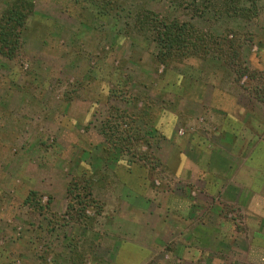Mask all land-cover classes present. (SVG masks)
<instances>
[{"label": "rangeland", "instance_id": "1", "mask_svg": "<svg viewBox=\"0 0 264 264\" xmlns=\"http://www.w3.org/2000/svg\"><path fill=\"white\" fill-rule=\"evenodd\" d=\"M29 1L0 55V264L135 261L150 233L142 264H264V0ZM146 12L217 46L162 64Z\"/></svg>", "mask_w": 264, "mask_h": 264}, {"label": "trees", "instance_id": "2", "mask_svg": "<svg viewBox=\"0 0 264 264\" xmlns=\"http://www.w3.org/2000/svg\"><path fill=\"white\" fill-rule=\"evenodd\" d=\"M34 12L33 3L29 0H15L7 6L0 16V55L13 59L22 47V30L28 17ZM139 26L146 27L155 41L160 45L157 58L162 64L170 59L194 56L204 57L211 46L217 43L212 36L197 31L187 22L178 20L166 21L148 13L138 18ZM107 126L102 127V133L109 140ZM119 146V145H118ZM92 183L89 178H74L67 187L66 214L74 221L85 224L90 218L86 214L88 208H94L97 214L101 213L100 206L92 198ZM40 209L41 206H35Z\"/></svg>", "mask_w": 264, "mask_h": 264}, {"label": "crops", "instance_id": "3", "mask_svg": "<svg viewBox=\"0 0 264 264\" xmlns=\"http://www.w3.org/2000/svg\"><path fill=\"white\" fill-rule=\"evenodd\" d=\"M174 164H176L178 170H181L184 167L183 164H185V161L182 158H175L174 159ZM250 165H253L251 168H254L255 170L264 169L263 166H260L259 164H250ZM246 166H247V164H241L240 168H242V167L245 168ZM202 187H204V185ZM246 202H248V201H246ZM140 237L142 238V239L140 238V242L141 243H147V244H152L153 243V244H156L157 241H158L156 236H151V233H150V235L147 236V238H144L143 235L140 236ZM126 243H128V242H126ZM141 243H137V242L129 243V245L132 244V247H134L135 249H137L140 252H143L144 250L147 251V253L143 252L142 254H139V255L137 254L136 258L138 257V260L136 259L135 261H133V260L129 259V258H132V256H131L132 253L130 251H128V252L126 251L124 253L120 251L119 252V257H118V259L116 261L117 262L119 261L120 264H142V262H144V260L148 257V255H149L148 253L149 252H148V250H146L147 247H148L147 244H141ZM120 248L124 249V248H122V246ZM193 264H198V263L194 262Z\"/></svg>", "mask_w": 264, "mask_h": 264}]
</instances>
